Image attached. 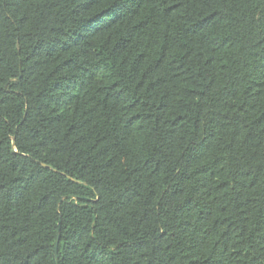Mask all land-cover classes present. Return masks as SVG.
<instances>
[{
    "label": "trees",
    "instance_id": "1",
    "mask_svg": "<svg viewBox=\"0 0 264 264\" xmlns=\"http://www.w3.org/2000/svg\"><path fill=\"white\" fill-rule=\"evenodd\" d=\"M55 257L264 264V0H0V264Z\"/></svg>",
    "mask_w": 264,
    "mask_h": 264
},
{
    "label": "water",
    "instance_id": "2",
    "mask_svg": "<svg viewBox=\"0 0 264 264\" xmlns=\"http://www.w3.org/2000/svg\"><path fill=\"white\" fill-rule=\"evenodd\" d=\"M59 235V234H58ZM57 244H58V238H57V240H56V242H55V255H56V250H57ZM54 264H57V262H56V257L54 258Z\"/></svg>",
    "mask_w": 264,
    "mask_h": 264
}]
</instances>
